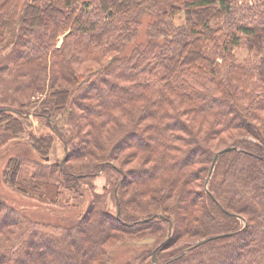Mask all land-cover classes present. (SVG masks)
Segmentation results:
<instances>
[{
    "label": "trees",
    "instance_id": "trees-1",
    "mask_svg": "<svg viewBox=\"0 0 264 264\" xmlns=\"http://www.w3.org/2000/svg\"><path fill=\"white\" fill-rule=\"evenodd\" d=\"M10 6L0 0V78L14 92L0 96V146L24 132L9 113L15 97L34 92H46L38 112L57 134L62 119L85 132L62 165V182L32 181L31 188L17 182L8 164L10 184L57 205L63 190L79 182L66 162L94 155L85 146L98 148L104 132L130 129L93 163L92 171L112 166L117 176V214L103 210L95 194L71 228L45 230L0 201V264H111L133 243L142 244L146 264H264L263 7L251 0ZM241 46L247 60L233 54ZM238 131L255 141L234 140L214 163L219 152L212 143ZM30 139L39 156L49 155L53 136ZM121 159L137 162V169L123 171L115 163ZM225 166L232 176L215 184Z\"/></svg>",
    "mask_w": 264,
    "mask_h": 264
},
{
    "label": "rangeland",
    "instance_id": "rangeland-1",
    "mask_svg": "<svg viewBox=\"0 0 264 264\" xmlns=\"http://www.w3.org/2000/svg\"><path fill=\"white\" fill-rule=\"evenodd\" d=\"M29 0H11V10H21L26 2ZM246 1V0H244ZM251 3L256 8L263 7L264 0H251ZM177 24H182V17L177 18ZM62 38L59 41V45L62 44ZM233 54L239 60H247L250 56L249 51L244 46L236 47L233 50ZM107 61L104 62V64ZM101 64V63H100ZM100 64L94 65L98 67ZM14 92L10 91L8 84L5 81L4 76L0 78V96H5V99L13 97ZM15 97V96H14ZM46 97V92L41 94L30 95H17L15 98V107L19 106L21 102H28L27 107L24 108V112H15L16 108H9V113L12 118H19L21 120L24 132L16 137H9L1 139L0 146V201L2 207H9L14 210H23L29 218L37 222L40 229L49 230L55 229H68L71 228L76 221L81 219L88 209L89 204L93 201L94 195L101 196L99 200L100 207L109 212L112 215H116L118 212L116 206L117 192L114 190L117 176L112 172V166H109V171L96 170L93 167L95 160L103 152L110 147L111 143L122 134V130L130 129V124H123L121 127L113 128L108 133L104 132L101 135L102 139L99 140V147H86L87 151H92L94 155H87L79 159H70L66 162L69 167V172L74 173L79 178V182L73 189H64L60 202L57 205H49L47 203H41L36 198L20 194L9 181V170L17 171V182H24L29 184L31 188L34 186L30 184L32 181H60L62 182V165L65 164V160L68 159V153L73 144H78L83 138L85 132L78 133V128L75 125L67 123V119L59 120L57 122V134L48 124L47 119L39 115L41 103ZM15 109V110H14ZM16 113V114H15ZM22 113V114H19ZM55 124V123H54ZM55 127V125H53ZM31 135L35 138L45 137L51 135L54 138L53 148L49 155L41 157L33 149L31 144ZM60 135V136H59ZM79 135V139L77 136ZM248 139L255 141L254 138L248 136L247 133L242 131L235 132V134L226 135L222 137L219 142H213L212 147L214 151H222L226 148L232 147V143L237 139ZM115 139V140H114ZM68 140V141H67ZM66 141V143L64 142ZM112 141V142H111ZM228 153V152H227ZM117 165L121 167L123 171L130 169H137V162H133L125 159L116 161ZM10 165V169L6 170L7 165ZM110 165V163H109ZM118 167V171L120 168ZM117 172V171H116ZM218 176L215 178L214 183L220 184L222 177L219 176H232L231 169L228 166L221 168L218 171ZM110 175V176H109ZM86 176V177H84ZM12 177V175H11ZM81 177V178H80ZM229 179V177H223ZM208 184H206V189ZM41 191V188H40ZM107 192V193H104ZM229 222V221H226ZM239 226H242L244 222L238 220ZM185 240V239H184ZM183 240V241H184ZM201 238H188L184 242L189 244H196L201 241ZM182 242V241H181ZM128 245L125 246H129ZM144 244V243H143ZM142 244H132L129 249L123 248L113 258L111 264H123L128 260L132 261V264H146V254L143 253ZM156 245L152 243V247ZM172 249V248H171ZM140 253L142 254L140 256ZM70 258V257H69ZM65 261L68 257L64 258ZM131 264V263H130Z\"/></svg>",
    "mask_w": 264,
    "mask_h": 264
},
{
    "label": "water",
    "instance_id": "water-1",
    "mask_svg": "<svg viewBox=\"0 0 264 264\" xmlns=\"http://www.w3.org/2000/svg\"><path fill=\"white\" fill-rule=\"evenodd\" d=\"M231 150H232V148H226V149L220 151L219 153H217L216 156H215V158H214V163L216 162V160H217L219 154H223V153L229 152V151H231ZM226 236H227V235L224 234V235H220V236H217V237H214V238H223V237H226ZM211 239H213V238H211ZM153 260H154V259H153Z\"/></svg>",
    "mask_w": 264,
    "mask_h": 264
}]
</instances>
